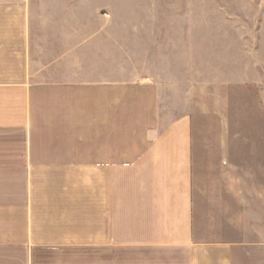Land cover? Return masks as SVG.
I'll use <instances>...</instances> for the list:
<instances>
[{
	"label": "crops",
	"instance_id": "crops-1",
	"mask_svg": "<svg viewBox=\"0 0 264 264\" xmlns=\"http://www.w3.org/2000/svg\"><path fill=\"white\" fill-rule=\"evenodd\" d=\"M109 6L0 0V264H264V119Z\"/></svg>",
	"mask_w": 264,
	"mask_h": 264
},
{
	"label": "rangeland",
	"instance_id": "rangeland-1",
	"mask_svg": "<svg viewBox=\"0 0 264 264\" xmlns=\"http://www.w3.org/2000/svg\"><path fill=\"white\" fill-rule=\"evenodd\" d=\"M91 1L111 5L103 14L131 35L159 38L150 49L171 53L179 81L192 79L195 107L224 101L242 130L264 119V0Z\"/></svg>",
	"mask_w": 264,
	"mask_h": 264
}]
</instances>
